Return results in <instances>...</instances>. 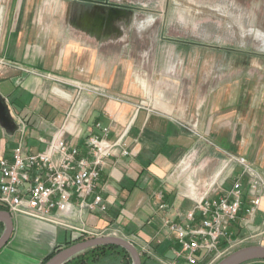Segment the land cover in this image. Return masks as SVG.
<instances>
[{"label":"crops","instance_id":"crops-1","mask_svg":"<svg viewBox=\"0 0 264 264\" xmlns=\"http://www.w3.org/2000/svg\"><path fill=\"white\" fill-rule=\"evenodd\" d=\"M105 19L101 10H88L82 0H0L1 60L91 84L122 99L79 92L68 82L0 65V92L17 125L10 132L0 122V157H11L19 143L30 151L46 149L66 123L73 103L74 114L64 125L71 144L83 147L97 121L112 127V139L127 128L131 154L108 158L98 184L107 210H86L85 226L120 229L139 249L149 244L152 252L144 255V264H192L178 255L181 244L164 227L163 217L184 222L196 197L213 182L221 185L216 196L232 186L227 175L233 165L226 151L247 156L264 173V89L257 88L259 70L250 76L245 66L234 71L215 67L206 83L186 87L177 81L184 79L183 73H176L181 65L169 67L167 54L137 53L141 45L129 35L134 28L130 17L116 16L110 26ZM159 45L166 48V43ZM199 73L193 70L189 78L199 80ZM159 191L169 206L165 210L158 209ZM250 199L245 184L247 206ZM243 217L244 211L232 223V237L256 238L264 244V195L253 224L245 226ZM13 219L14 231L0 250V264H42L57 247L74 239V231L59 224L22 214ZM214 257L213 252L201 251L195 264H214Z\"/></svg>","mask_w":264,"mask_h":264},{"label":"built area","instance_id":"built-area-1","mask_svg":"<svg viewBox=\"0 0 264 264\" xmlns=\"http://www.w3.org/2000/svg\"><path fill=\"white\" fill-rule=\"evenodd\" d=\"M0 65L13 66L37 76L68 82L50 73L24 67L17 62L0 59ZM68 83L73 84L79 92L88 90L106 98L122 100L91 84L79 81ZM75 105L76 103H73L64 125L73 116ZM64 125L53 134L46 149L30 151L19 143L13 149L11 157H0V207L8 210L13 216L22 214L70 228L74 231L75 241L98 235L128 238L117 228L88 229L83 221L86 210L90 212L107 210L102 194L97 192L98 184L108 158L131 154L129 142L126 140L128 129L125 128L116 139H112L110 138L112 127L97 121L84 138L83 151L79 144L68 142L64 136ZM190 129L197 136L203 137L196 127ZM20 131L22 133L25 131V123L22 120ZM226 154L228 164L233 165L227 175L233 179L232 186L221 190L223 194L216 196L215 193L221 185H214L213 182L206 192L196 197L184 222L163 217L164 227L181 244L178 255L186 257L192 264L198 261V254L201 251L215 253L213 262H216L231 252L235 246L245 242L247 238L232 237L231 225L242 211L243 224L245 226L253 224L262 203L264 195L262 170L245 155L227 151ZM234 163L241 168L236 175ZM245 184L251 195L248 206L244 201ZM185 190L188 193L189 187L186 186ZM155 196L159 200L158 209L165 210L169 207L163 201L161 191ZM139 250L143 255L152 252L149 244H145Z\"/></svg>","mask_w":264,"mask_h":264},{"label":"rangeland","instance_id":"rangeland-1","mask_svg":"<svg viewBox=\"0 0 264 264\" xmlns=\"http://www.w3.org/2000/svg\"><path fill=\"white\" fill-rule=\"evenodd\" d=\"M128 2L138 7L135 18L130 19L134 28L129 33L133 41L141 45L138 46L137 53L167 54L169 67L174 65L177 67L175 62L181 65L178 66L176 73L181 76L183 73L184 79L173 78L175 74L173 69L168 70L171 72L170 76L182 85L188 87L191 82L197 84L199 81L202 84L206 83L208 73L215 70V67L218 70L225 66L234 71L245 66L241 62L247 60L244 52L247 48L259 53L257 57L249 58L250 65L245 66L251 70L250 76L255 75L256 69L264 72V46L254 36L257 30L264 33V0H128ZM161 43H166V48L160 47ZM172 56H175V59ZM192 56L195 57V65L192 64ZM181 60L184 63H180ZM196 69L200 71L199 80L189 78L192 76L190 73ZM259 72L257 75L260 82L257 85L254 81L252 86L257 85V88L264 89V76L261 78L262 73ZM171 80L169 78V81L173 82ZM248 160L258 167L254 161L249 158ZM234 169L238 174L240 165L234 163ZM252 243L262 242L256 238L246 240L232 250Z\"/></svg>","mask_w":264,"mask_h":264},{"label":"water","instance_id":"water-1","mask_svg":"<svg viewBox=\"0 0 264 264\" xmlns=\"http://www.w3.org/2000/svg\"><path fill=\"white\" fill-rule=\"evenodd\" d=\"M96 6H99L96 4ZM103 17L113 20L116 16L125 15L124 10H101ZM0 122L10 132L17 129L14 118L11 115L6 97L0 92ZM0 222L4 229L0 235V250L10 241L14 231L13 215L6 209H0ZM119 245L125 248L131 255L133 264H143L142 253L130 239L117 235H98L74 241L59 249L42 264H65L81 252L99 245ZM253 260H264V244L252 243L238 247L227 253L214 264H245Z\"/></svg>","mask_w":264,"mask_h":264},{"label":"trees","instance_id":"trees-1","mask_svg":"<svg viewBox=\"0 0 264 264\" xmlns=\"http://www.w3.org/2000/svg\"><path fill=\"white\" fill-rule=\"evenodd\" d=\"M0 209L3 208L0 207ZM3 229H4V225L3 223L0 222V235ZM74 241L75 240L69 241L67 243L69 245ZM59 249L61 248L57 247V249L53 251L51 254H49L43 262H45L48 258H50ZM142 258L144 264L145 256L143 254H142ZM65 264H133V260L130 253L125 248L119 245L108 244V245H99L93 248H89L81 252L80 254L76 255Z\"/></svg>","mask_w":264,"mask_h":264},{"label":"flooded vegetation","instance_id":"flooded-vegetation-1","mask_svg":"<svg viewBox=\"0 0 264 264\" xmlns=\"http://www.w3.org/2000/svg\"><path fill=\"white\" fill-rule=\"evenodd\" d=\"M83 3L85 4V6H87L88 10H124L125 11V16H127L128 18L130 17V19L134 16V14L136 13V10H138V7H136L135 5H130L128 0H82ZM96 4H98L99 6H96ZM123 16V15H121ZM128 19V20H130ZM111 19H109L106 16L105 19V23L107 26H110L111 24ZM258 32L255 33V37L261 41V45L264 46V33L260 32V30H257ZM258 41V42H259ZM263 41V42H262ZM245 55L247 57V60H244V64L245 66H249V58H254L257 57L259 53L249 50V48H247L245 51ZM261 55V54H260ZM264 55V54H263Z\"/></svg>","mask_w":264,"mask_h":264}]
</instances>
